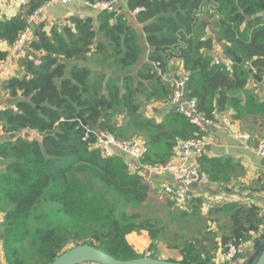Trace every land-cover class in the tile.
I'll return each mask as SVG.
<instances>
[{"label": "trees", "instance_id": "1", "mask_svg": "<svg viewBox=\"0 0 264 264\" xmlns=\"http://www.w3.org/2000/svg\"><path fill=\"white\" fill-rule=\"evenodd\" d=\"M41 3L33 0L25 13L0 20V41L13 44ZM127 10L142 24L149 47L136 70L138 36L117 7L73 18L49 35L42 24L35 26L29 50L40 63L22 58L17 64L23 75L2 82L12 104L0 109V264H49L78 245L93 246L119 260L136 259L145 255L137 254L126 236L139 231L148 233L151 252L167 230L164 221L150 217L153 213L140 212L155 208L142 167L166 164L181 142L203 136L175 109L159 123L140 116L143 106L169 104V62L181 61L185 97L195 100L197 112L207 120H214V111L240 109L229 92L246 89L248 69L258 76L264 72V0H127ZM208 28L242 64H233L231 70L212 64ZM6 58L0 49V61ZM244 109L261 114L264 125V99L247 93ZM129 118H139L134 126L148 134L137 167H130L129 158L116 151L102 157L95 145L100 134L129 140L124 125ZM26 130L35 137L23 138ZM197 164L211 184L224 190L241 171L231 158L206 153ZM159 193L152 194L158 200L151 199L162 201L160 209L167 216L217 225L221 249L208 251L204 243L216 234L204 233L203 226L200 238L185 236L172 247L181 254V264H214L217 252L249 240V232L264 224L256 206L219 204L203 218L200 198L187 211H179L170 196Z\"/></svg>", "mask_w": 264, "mask_h": 264}, {"label": "crops", "instance_id": "2", "mask_svg": "<svg viewBox=\"0 0 264 264\" xmlns=\"http://www.w3.org/2000/svg\"><path fill=\"white\" fill-rule=\"evenodd\" d=\"M117 7L121 8L122 13L128 20V25L136 31L138 36V44L141 49V54L139 62L135 67L136 70L141 63L145 62L149 52V47L146 44L145 35L143 33V26L137 22L135 13L127 10V0H120ZM26 9L20 12L7 0H0V20L16 17L21 13H25L24 11ZM204 11L205 8H203V12ZM95 13L98 12L84 6L82 0H74L65 5H54L47 11V21L42 24L43 31L49 35L51 29L55 27L61 29L64 26H68L70 20L73 18L84 19L93 17L95 16ZM261 18L264 22V13L261 14ZM209 26L211 27V23L208 24V27ZM211 31L212 30L209 28L206 30V37H213V54L215 56H220L223 54V44L221 45V43L218 42V39ZM181 67L182 63L180 60H171L168 64L165 78L167 80H173L183 75ZM22 75L23 72L18 67L17 61L12 62L10 69L5 73L3 82L13 77H21ZM258 77L260 78V81L250 77L251 80L245 90L229 92V95L240 102V109L237 110L236 108H233L235 113L229 119L228 123L223 124L221 119H217L209 128L211 138L208 140L205 150L207 156L231 158L239 164L241 171L232 177L229 184H227L226 190L219 185L211 183L207 186H196L192 188V192L202 200L200 212L203 218L207 217L209 210L213 207L224 203H238L249 207L256 206L260 209L261 215L264 217V189L261 185V179L264 173V159L255 154V147L258 142L264 138V125L261 114L246 113L244 109L247 93L255 95L259 100L264 99V72L262 73V76ZM11 104L12 101L7 94L3 98H0V109H4ZM143 108L146 110L144 114L147 115L145 119L151 118L158 123L163 120V117L169 112V110L174 109L170 102L168 105L164 103H152L143 106ZM146 112H148V114ZM150 114L151 116H149ZM232 131L235 133H248L251 138L247 142L238 141L233 137V134L231 133ZM3 137L4 136L0 131V141ZM129 161L130 167L138 166L136 160L129 158ZM145 179L150 186V191L162 188V186L177 187L175 180L168 174L162 176L148 175ZM150 194L152 195V193ZM187 210L188 209L185 211ZM211 216L215 215L211 214ZM204 226H207V229H203L204 233L206 231H211L212 234H216V237L213 240L204 243L207 246L208 251L216 252L218 249L220 250L221 247L218 238L219 233L217 232V225L214 222L207 221ZM260 228L259 232L260 235H262L264 234V224ZM195 237L200 238L199 235H196ZM126 240L132 249L140 255H145L149 252L148 250L151 248L152 244V240L146 231L130 233L126 236ZM161 242L157 241L155 247L150 253L166 260H174L177 262L181 260V254L178 249L172 248L173 246H163ZM254 251L255 248L251 244L246 248L245 252L239 258V261L235 264H248L249 259L254 255ZM220 254V251L217 252L215 258Z\"/></svg>", "mask_w": 264, "mask_h": 264}, {"label": "built area", "instance_id": "3", "mask_svg": "<svg viewBox=\"0 0 264 264\" xmlns=\"http://www.w3.org/2000/svg\"><path fill=\"white\" fill-rule=\"evenodd\" d=\"M10 4L14 5L20 12L28 8L33 0H7ZM74 0H42V3L27 17V27L19 34L15 42L9 45L5 41H0L1 50L7 52V58L0 61V98L6 95L1 89V84L5 73L10 69L12 62L18 61L22 58H27L29 61L38 65L40 62L36 54L29 51V44L32 40L33 33L31 26L44 24L47 21L48 9L57 4H68ZM120 0H110L108 2L89 4L83 2L87 8L101 12L103 10L116 9ZM137 11H140L138 9ZM212 64L223 65L225 68L231 70L232 63L225 58L223 54L215 56L213 54ZM186 76L181 75L176 79H171L173 86L172 97L170 104L174 109L186 117L191 124L195 125L203 136L201 138L189 139L181 142L174 152L173 158L164 165H155L142 167L141 173L146 178L148 175L162 176L164 174L170 175L176 182L177 187L162 186L161 192L170 196L174 202V206L182 211H185L190 203L197 197L192 192L193 185L207 186L210 184L207 176L199 170L197 161L203 156L206 150L207 142L211 138L209 128L217 119H221L223 124L228 123L229 119L234 115V110L230 109L227 112H213L214 120H207L197 112L195 100H189L185 97L184 87L186 83ZM233 137L241 142L250 140L248 133H235L231 132ZM96 147L100 149L101 155L108 158L119 152L132 158L136 161L139 160L144 151V142L140 139L120 140L115 138L112 134H100L97 136ZM255 154L264 159V138L261 139L255 147ZM261 185L264 189V173L261 179ZM249 240L242 242L236 246L228 244L225 252L221 253L214 259V264H235L239 261L241 255L245 252L246 248L253 245L254 240H259L260 232H249ZM153 253L147 252L145 256H151Z\"/></svg>", "mask_w": 264, "mask_h": 264}, {"label": "water", "instance_id": "4", "mask_svg": "<svg viewBox=\"0 0 264 264\" xmlns=\"http://www.w3.org/2000/svg\"><path fill=\"white\" fill-rule=\"evenodd\" d=\"M34 26H31L33 29ZM221 43L220 40H218ZM222 45V43H221ZM223 55L227 58L232 64L240 65L242 64L241 58H239L234 51L228 47L223 46ZM248 72L251 74V78L260 81V78L252 72L251 69H248ZM81 123L85 126L84 121L81 119ZM23 138H34L35 136L31 134L28 130L22 133ZM10 138H14V135H10ZM196 187V185H193ZM253 247L255 248L254 255L249 259L248 264H264V238L262 240H254ZM181 264L177 261H169L162 259L159 256L150 257L144 256L136 259L130 260H119L116 259L103 251L90 246V245H78L61 255L55 258L49 264Z\"/></svg>", "mask_w": 264, "mask_h": 264}, {"label": "rangeland", "instance_id": "5", "mask_svg": "<svg viewBox=\"0 0 264 264\" xmlns=\"http://www.w3.org/2000/svg\"><path fill=\"white\" fill-rule=\"evenodd\" d=\"M224 46V45H223ZM150 107V106H149ZM146 110L142 109L140 111V116L141 118H146L147 115L144 114ZM148 114V112H146ZM151 116V114L149 115ZM139 118H129L126 120V122H124L125 125V134H126V139H140V140H145L146 138V134L145 131L143 130H138L135 126L134 123L138 122ZM156 123V122H155ZM240 173L239 171L237 172V174ZM159 189V190H158ZM157 190H151L152 194H160L159 192L162 190V188H158ZM155 196H150L152 199H156L158 200ZM151 200V202H153L155 204V208H145L140 210V212L142 214H151L153 213V216H150L152 218H160L162 221H164V226L166 227L167 233L165 234V236L162 238L164 241H159L162 243V245H168V246H175L176 244H179V242L183 241V238L185 236L190 237V236H196L198 234V232H200L202 230V226H204L206 224L205 221L197 218V219H186V220H181L182 218L179 219H174V216H167L168 214H166L167 212L160 209V206L163 207L162 205V201L160 200V202H156L154 200ZM178 209V208H177ZM179 211H181L180 209H178ZM2 213H0V223L2 220ZM2 230L1 226H0V231ZM181 236L182 240L178 241V237L176 236Z\"/></svg>", "mask_w": 264, "mask_h": 264}]
</instances>
